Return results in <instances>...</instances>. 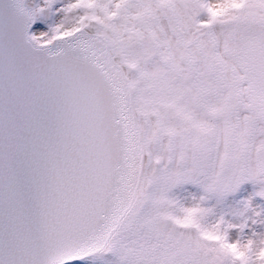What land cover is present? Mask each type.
I'll return each instance as SVG.
<instances>
[{
    "label": "snow or ice",
    "instance_id": "obj_1",
    "mask_svg": "<svg viewBox=\"0 0 264 264\" xmlns=\"http://www.w3.org/2000/svg\"><path fill=\"white\" fill-rule=\"evenodd\" d=\"M0 264H264V0H0Z\"/></svg>",
    "mask_w": 264,
    "mask_h": 264
}]
</instances>
